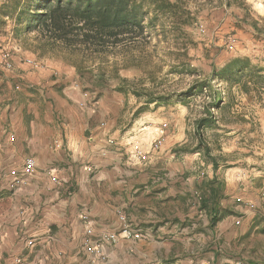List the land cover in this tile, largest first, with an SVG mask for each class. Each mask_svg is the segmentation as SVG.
I'll use <instances>...</instances> for the list:
<instances>
[{"label": "rangeland", "instance_id": "obj_1", "mask_svg": "<svg viewBox=\"0 0 264 264\" xmlns=\"http://www.w3.org/2000/svg\"><path fill=\"white\" fill-rule=\"evenodd\" d=\"M228 1L231 2L230 7L214 2L196 8L191 0L189 10L195 18L189 25L183 26L180 32L167 29L163 35L152 34L150 44L146 46L148 59L139 69H117L118 74L129 82L137 86L145 84V87H151L148 79L152 73L156 83L154 91L163 96L161 101L149 104L137 115L134 112L144 102L143 96L138 98L131 93L113 90L115 80L97 94L79 78L73 67L59 57H40L23 49L17 42L18 46L11 43L14 40L10 34L0 33V79L28 77L41 82L49 78L52 86H77L81 95L88 96V99L83 98L87 100L85 104L96 108L102 131H108V136H105L107 144L116 145L120 141L118 143L125 146L117 151H126L124 160L130 163L128 171H133L132 167L154 165L156 177L162 179L171 193L179 186H183L182 190L186 192L179 199L165 200L164 205L151 204L144 198L143 203L148 204L147 207L141 209L134 205L130 209L131 221L139 225L138 220L147 214L146 211L153 214L157 209L168 215L169 220L172 212L181 215V219L192 212L196 218L195 226L191 229L182 221L177 229L159 232V237L151 233L152 236L135 240L130 248L114 251L113 259H110L114 264H121L119 262L123 258L128 259L129 264H212L213 252L218 256L214 264H236L239 260L251 264V257L264 258V234L255 230L251 235L238 237L248 229L253 215L259 216L264 223V205L258 206V203H264V93L249 100L235 88L227 89L225 84L211 81L213 88L222 89L224 100L219 108L213 110L217 126L204 133L219 163L215 172L209 160L194 149L192 122L201 112L208 92L196 89L180 94L195 78L207 75L211 63L220 64L236 55L264 63V36L256 34L249 24L241 20L245 16L249 22L256 20L264 27V0ZM9 28L6 26L5 31L8 32ZM3 37H9L10 42ZM28 158L33 159L26 157L24 161ZM174 161H181L182 173H177L172 165ZM24 167L31 170L35 166L26 168L24 162ZM176 176L183 179L177 181ZM183 180L186 184H181ZM210 187L217 191L215 205L219 213L225 215L212 228V233L209 232L205 212H201L198 206L201 199L207 197ZM226 189L229 194L223 197L220 191ZM222 202L226 203V208H220ZM124 227L135 232L128 239L141 237L137 229L130 225ZM86 231L88 233L90 228L87 227ZM96 239L88 233L83 245L88 248L86 241ZM116 242H103L102 247L104 243ZM145 252L152 254L145 256ZM106 259L95 262L105 263Z\"/></svg>", "mask_w": 264, "mask_h": 264}, {"label": "crops", "instance_id": "obj_2", "mask_svg": "<svg viewBox=\"0 0 264 264\" xmlns=\"http://www.w3.org/2000/svg\"><path fill=\"white\" fill-rule=\"evenodd\" d=\"M3 38L10 42L9 37ZM26 78L0 79V264H15L17 259L33 264H91L90 248L83 245L85 236L89 233L96 239L105 231L130 225L140 231L141 237L104 243L106 262L94 263L114 264L110 261L114 251L127 249L135 240L152 236L151 233L159 237V232L177 229L182 221L191 229L195 226L192 212L182 219L172 212L169 220L157 209L153 214L146 211L138 220L141 224L133 223L130 209L134 205L146 208L145 199L164 205L165 200L185 196L183 186L171 193L157 178L154 165L128 171L126 151H117L125 146L120 141L119 147L117 143L107 144L108 131H102L96 108L85 104L88 96L81 95L77 86H52L49 78L41 82ZM26 157L35 160L31 170H25ZM172 165L178 174L184 171L181 161ZM142 169L145 171L140 172ZM179 178L182 177L176 176L177 181ZM16 179L22 182L13 185ZM220 192L223 197L229 194L227 189ZM216 193L214 188V202ZM209 194L210 189L207 197ZM223 202L221 209L226 208ZM201 212L209 220V207ZM84 214L89 216L88 221L82 218ZM255 230L264 234V223L256 214L238 237L251 235ZM209 232L212 233L211 228ZM215 254L212 264L218 258ZM263 259L251 257V264ZM119 263L129 264V260L123 258ZM240 263L248 264L245 260L236 262Z\"/></svg>", "mask_w": 264, "mask_h": 264}, {"label": "trees", "instance_id": "obj_3", "mask_svg": "<svg viewBox=\"0 0 264 264\" xmlns=\"http://www.w3.org/2000/svg\"><path fill=\"white\" fill-rule=\"evenodd\" d=\"M236 1V0H233ZM191 0H0V33L10 34L23 49L40 57H59L75 69V73L97 94L115 80L113 90L131 93L144 102L134 115L145 111L151 103L163 96L155 93V78L149 74L151 87L139 86L118 74V68H137L146 61V46L152 34L163 35L182 30L195 18L189 10ZM196 8L214 2L230 7L228 0H192ZM243 4V2H242ZM249 24L254 32L264 36V27L258 21ZM9 26V31L5 27ZM217 80L227 89L235 88L251 100L264 93V63L247 56L228 57L220 64L211 63L210 71L195 78L180 94L196 90L208 92L201 112L192 122L194 149L209 160L213 171L218 169L217 156L204 136L207 129L217 126L214 109L223 103L222 89L213 88ZM155 84V86H154ZM216 142V141H215ZM210 187L208 197L201 199L200 208L208 210L212 229L224 216L219 213ZM262 232V231H261ZM257 264H264V259Z\"/></svg>", "mask_w": 264, "mask_h": 264}, {"label": "bare ground", "instance_id": "obj_4", "mask_svg": "<svg viewBox=\"0 0 264 264\" xmlns=\"http://www.w3.org/2000/svg\"><path fill=\"white\" fill-rule=\"evenodd\" d=\"M25 166H26V168H31V167L35 166V161L31 158H28L25 161ZM20 181L21 180L16 179L12 184L18 185L17 182H19V184H20ZM82 218L85 221L89 220V216L87 214H84L82 216ZM134 234H135V232L131 228L124 227V228H122V230H119V231L105 232L102 235H100V237L98 239H96L94 241L87 240L86 244H87L88 248H90L89 250L91 252V259H92L90 263L94 264V262L96 260L103 261L106 259V255L102 251V243L103 242H116L120 239H128V238L133 237ZM15 264H33V263H26V262H23V261L17 259L15 261Z\"/></svg>", "mask_w": 264, "mask_h": 264}]
</instances>
